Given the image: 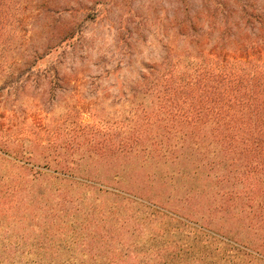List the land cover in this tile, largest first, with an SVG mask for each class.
I'll return each mask as SVG.
<instances>
[{
	"label": "rangeland",
	"instance_id": "1",
	"mask_svg": "<svg viewBox=\"0 0 264 264\" xmlns=\"http://www.w3.org/2000/svg\"><path fill=\"white\" fill-rule=\"evenodd\" d=\"M19 2L22 23L7 27L0 39V264H132L135 254L154 258L156 249L167 246L184 249L189 261L192 228L142 206L147 202L127 191L135 160L121 161L126 175L117 184L125 191L114 188V180L62 182L71 201L30 202L29 175L63 166L82 174L118 165L108 157L99 160L100 149L88 142L77 146L74 133L83 140L102 125L104 132H113L117 123L122 129L128 86L144 62L206 52L201 47L225 41L245 24L243 12L264 10V0ZM54 71L62 79L57 83ZM37 136L44 148L33 143ZM156 165L148 169L161 175ZM70 206L79 211L69 212ZM86 218L101 223L83 229Z\"/></svg>",
	"mask_w": 264,
	"mask_h": 264
},
{
	"label": "trees",
	"instance_id": "2",
	"mask_svg": "<svg viewBox=\"0 0 264 264\" xmlns=\"http://www.w3.org/2000/svg\"><path fill=\"white\" fill-rule=\"evenodd\" d=\"M19 3L0 0V39L7 27L22 23ZM243 16L245 24L236 26L233 36L201 47L206 52L144 62L128 86V119L122 129L117 123L113 132H104L102 125L83 140L74 133L77 146L88 142L100 149L99 160L108 157L118 165L82 174L70 166L34 170L29 201L64 200L62 182H79L78 177L105 185L114 180V188L125 191L117 184L126 175L121 161L135 160V179L127 191L147 203L132 201L189 226L192 238L189 261L184 249L167 246L156 249L154 258L138 259L135 254L130 263L264 264V10ZM36 60L34 55L30 64ZM53 78L62 80L57 71ZM32 141L45 146L41 136ZM106 145L109 156L104 154ZM153 163L163 170L161 175L148 169ZM68 211L79 209L70 206ZM85 222L83 229L101 223L90 218Z\"/></svg>",
	"mask_w": 264,
	"mask_h": 264
}]
</instances>
